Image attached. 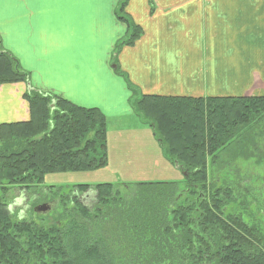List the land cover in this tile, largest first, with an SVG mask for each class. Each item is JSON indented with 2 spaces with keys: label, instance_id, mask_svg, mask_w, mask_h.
Masks as SVG:
<instances>
[{
  "label": "trees",
  "instance_id": "1",
  "mask_svg": "<svg viewBox=\"0 0 264 264\" xmlns=\"http://www.w3.org/2000/svg\"><path fill=\"white\" fill-rule=\"evenodd\" d=\"M129 1L120 0L116 10L128 36L117 43L115 59L143 34L126 13ZM124 78L132 106L146 121L152 118L154 135L182 180L134 183L129 198L112 183L77 185L68 196L73 206L64 221L49 227L15 217L0 195V264H117L119 251L113 246L118 239L124 241V253L132 251L133 264H264V234L243 222L241 214L230 213L233 190L218 185L209 170L218 149L264 120V95L137 98L138 88ZM29 82L18 60L0 47V86ZM24 98L30 119L0 126L1 192L19 187L28 193L48 174L108 165V119L100 109L35 88ZM178 184L185 189L176 194ZM90 191L95 192L91 207L80 200ZM244 200L239 199L241 206ZM244 205L241 210L248 208Z\"/></svg>",
  "mask_w": 264,
  "mask_h": 264
},
{
  "label": "crops",
  "instance_id": "2",
  "mask_svg": "<svg viewBox=\"0 0 264 264\" xmlns=\"http://www.w3.org/2000/svg\"><path fill=\"white\" fill-rule=\"evenodd\" d=\"M119 3L0 0V47L30 75L29 83L0 86V126L30 119L28 85L117 123L138 114L124 74L140 95L264 91V0H130L126 13L143 34L115 59L128 36Z\"/></svg>",
  "mask_w": 264,
  "mask_h": 264
},
{
  "label": "rangeland",
  "instance_id": "3",
  "mask_svg": "<svg viewBox=\"0 0 264 264\" xmlns=\"http://www.w3.org/2000/svg\"><path fill=\"white\" fill-rule=\"evenodd\" d=\"M261 95H264V91L253 94ZM135 96H141L139 90ZM120 119L117 123L116 118L108 117L106 167L90 172L48 174L43 183L28 193H24L19 187H9L6 194L0 191V195L10 204L14 216L49 227L59 220L64 221L66 210L73 206L68 196L77 185L112 183L123 198H129L135 188L134 183L181 181L183 174L166 158L160 141L154 135L150 126L152 118L147 122L138 114L132 113ZM93 134H88L86 139L92 138ZM216 154L219 157L214 163L210 161L209 170L210 173L214 172V181L217 180L218 185L228 184L233 190L235 199L229 204L230 213L241 214L243 222L264 234V120L257 128L246 130L228 146L218 149ZM184 189L185 185L178 184L176 194ZM94 196L95 192L90 191L81 195L80 200L91 207ZM239 199H245L243 203L246 204L243 205L247 209L241 210L243 205H240ZM42 204H49L52 209L35 212V208ZM122 242L124 241L118 239L113 246L116 252L119 251L117 264H133L131 261L134 260L130 257L132 251L124 253ZM258 243L256 241L257 245ZM259 246L262 248L263 244Z\"/></svg>",
  "mask_w": 264,
  "mask_h": 264
},
{
  "label": "water",
  "instance_id": "4",
  "mask_svg": "<svg viewBox=\"0 0 264 264\" xmlns=\"http://www.w3.org/2000/svg\"><path fill=\"white\" fill-rule=\"evenodd\" d=\"M29 90L31 89L30 86L28 85ZM51 210V206L49 204H42L40 206H37L35 208V212L40 213V212H47Z\"/></svg>",
  "mask_w": 264,
  "mask_h": 264
},
{
  "label": "flooded vegetation",
  "instance_id": "5",
  "mask_svg": "<svg viewBox=\"0 0 264 264\" xmlns=\"http://www.w3.org/2000/svg\"><path fill=\"white\" fill-rule=\"evenodd\" d=\"M261 238H262V237H260V240H261ZM263 238H264V237H263ZM249 239H251V238H249ZM253 242L256 244V241H255V239H253ZM258 244H259V245H261V243H260V242H259Z\"/></svg>",
  "mask_w": 264,
  "mask_h": 264
}]
</instances>
